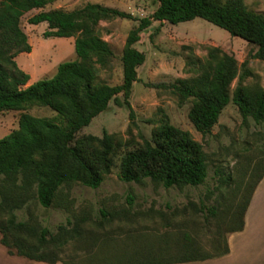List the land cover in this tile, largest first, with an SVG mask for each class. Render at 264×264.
I'll return each instance as SVG.
<instances>
[{
  "label": "trees",
  "instance_id": "trees-1",
  "mask_svg": "<svg viewBox=\"0 0 264 264\" xmlns=\"http://www.w3.org/2000/svg\"><path fill=\"white\" fill-rule=\"evenodd\" d=\"M55 1L0 0V114L21 112L18 128L0 139V232L1 243L11 256L49 264H74L59 258L67 240L57 245L52 235L48 241L51 234L48 229L18 221L15 210L31 198V192L42 207L59 206L64 191L74 184L98 189L111 174L119 148L115 136L79 134L106 112L111 102L120 103V96L134 118L129 100L139 80L138 68L146 61V55L135 47L141 41V34L154 22L178 25L200 18L247 41L257 49L255 58L264 62V15L250 10L244 0H153L159 7L151 17L143 19L99 4L73 11H44L30 18L29 23H47L45 38H75L76 60L60 64L53 77L28 85L31 77L16 61L20 54L32 52L21 19L28 12L44 9ZM114 19L138 22V25L129 32L122 50V83L111 86L97 81L100 68L106 67L115 55L109 43L101 38L99 24ZM197 63V77L178 79L170 87L182 103L192 101L189 119L198 133L204 138L211 135L231 102L244 121L251 118L258 125L264 123V88L244 86L245 74H242L231 96L232 83L239 75L234 56L219 48H209L205 61ZM34 107H49L57 117L51 120L27 113ZM208 168L204 146L190 132L165 119L155 128L151 140H144L121 158L119 178L138 185L150 180L165 189L198 187L206 182ZM263 177L264 169L250 188L238 227L230 232L243 229L244 215ZM128 200L132 204L133 197L129 196ZM209 212L212 216L217 214L214 209ZM102 213L108 216L105 211ZM3 215L7 218L3 219ZM75 219L77 229L71 239L82 236L83 221ZM65 234L66 229L60 227V236ZM196 246L188 241L177 252L157 247L132 254L93 252L92 248L78 262L180 264L221 257L229 252L227 238L224 250L215 255H201ZM114 257L123 260L108 261Z\"/></svg>",
  "mask_w": 264,
  "mask_h": 264
},
{
  "label": "rangeland",
  "instance_id": "rangeland-1",
  "mask_svg": "<svg viewBox=\"0 0 264 264\" xmlns=\"http://www.w3.org/2000/svg\"><path fill=\"white\" fill-rule=\"evenodd\" d=\"M244 2L250 10L264 15V0ZM89 4L116 8L138 19L151 17L159 7L153 0H56L44 9L28 12L21 19V27L34 51L20 55L16 61L32 76L33 83L53 77L58 66L76 60V54L75 38H45L47 23L31 25L30 18L44 11H73ZM137 25L138 22L122 19L100 22L99 34L115 55L106 67L100 68L98 82L111 86L122 83V50L129 32ZM141 35V43L135 47L146 55V61L142 68L139 67V80L134 84L129 100L134 118L130 117L131 110L120 96V103L111 102L109 109L79 134L81 137L103 138L105 133L115 136L119 148L111 174L98 189L74 184L64 191L59 206L46 209L31 192V198L15 210L18 221L48 229L51 233L48 241L52 235L57 245L67 240L59 252V258L67 262L79 264L78 259L92 248L93 252L119 254L157 247H168L177 252L179 246L188 241L197 245L201 255H215L224 250L228 232L238 227L250 188L264 169V123L258 125L251 118L244 121L237 106L231 102L212 134L204 138L189 119L192 101L182 103L170 87L178 79L197 77V61H205L209 48H219L234 56L239 65L231 96L242 74H245L244 86L264 88V62L255 58L257 49L200 18L178 25L154 22ZM20 113L0 114V139L18 128ZM27 113L51 120L57 117L49 107H34ZM165 119L190 132L204 146L209 168L203 185L165 189L150 180L143 185L120 180L121 158L144 140H151L153 131ZM129 196L133 197L132 204L128 202ZM212 209L217 212L215 216L209 212ZM102 211L108 216L104 217ZM2 217L7 218L6 215ZM75 217L83 221L80 226L82 236L71 239L77 229ZM62 226L66 236H60ZM2 238L0 232V264H22L21 258L6 254L5 251L9 252L2 245ZM121 260L114 257L108 261Z\"/></svg>",
  "mask_w": 264,
  "mask_h": 264
},
{
  "label": "crops",
  "instance_id": "crops-1",
  "mask_svg": "<svg viewBox=\"0 0 264 264\" xmlns=\"http://www.w3.org/2000/svg\"><path fill=\"white\" fill-rule=\"evenodd\" d=\"M33 51L32 47V52L27 54H32ZM144 65L145 63L140 68ZM139 70L138 68V73ZM30 77L28 85L33 84L32 76L30 75ZM227 243L229 252L221 257L180 264H264V177L257 185L244 215L243 229L230 232L227 235ZM5 252L10 257L21 258L23 260L22 264H49L31 261L19 256H11L7 251ZM56 264L63 263L58 262Z\"/></svg>",
  "mask_w": 264,
  "mask_h": 264
}]
</instances>
